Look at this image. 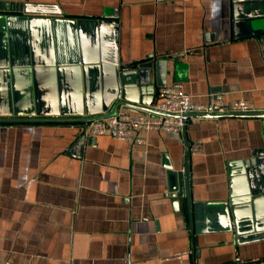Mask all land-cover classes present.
Returning a JSON list of instances; mask_svg holds the SVG:
<instances>
[{
	"label": "crops",
	"instance_id": "crops-1",
	"mask_svg": "<svg viewBox=\"0 0 264 264\" xmlns=\"http://www.w3.org/2000/svg\"><path fill=\"white\" fill-rule=\"evenodd\" d=\"M1 1L59 15L18 17L5 28L11 103H57V73L79 49L62 20L113 18L123 64L182 54L167 62V86L180 84L196 104L241 101L264 112V33L248 34L264 32V20L237 27L232 0ZM80 125L0 124V264H264V239L238 244L223 230L194 237L172 204L168 172L185 169L182 135L78 145ZM185 132L189 147L200 146L188 158L192 202L227 201L240 163L264 149L263 118L192 119ZM254 233L264 238V228Z\"/></svg>",
	"mask_w": 264,
	"mask_h": 264
},
{
	"label": "water",
	"instance_id": "water-1",
	"mask_svg": "<svg viewBox=\"0 0 264 264\" xmlns=\"http://www.w3.org/2000/svg\"><path fill=\"white\" fill-rule=\"evenodd\" d=\"M232 3V19L237 27L248 30L249 24L264 20V0H232ZM38 16H49L48 18L54 19L59 17L58 14L43 13L29 6L9 4L0 0V124H87L115 116L120 111L177 117L158 112L153 107L159 101V92L167 87V62L173 61L177 64L182 54L167 56L165 60L152 54L137 64H123L118 57L116 22L113 18L62 20V23L75 30L73 40L79 49L70 60L71 65L65 68L61 66L57 73L59 83L57 103L49 104V96L45 97L43 104H37L36 101L34 105L30 97L25 105H19L16 98L11 103L6 97L10 90L3 53L5 28L18 17ZM262 33L264 32L248 30L251 37ZM50 76L53 86L55 74L51 73ZM26 77L30 81L32 76L27 74ZM31 92L32 89L29 90V95ZM36 92L35 89V96ZM220 117L264 119V112L193 113L181 116L185 122L182 136L186 146V166L182 172H168V196L173 199L174 207L178 209L181 205L194 237L223 230L234 233L238 244L256 242L264 239L254 233L258 232L259 228H264V149L258 150L251 159L240 163L241 167L230 178V195L227 201L199 203L192 202L190 197L188 165L190 153L186 125L192 119ZM95 138L87 137L83 128L76 144L83 145L85 141L88 144L94 143Z\"/></svg>",
	"mask_w": 264,
	"mask_h": 264
},
{
	"label": "built area",
	"instance_id": "built-area-1",
	"mask_svg": "<svg viewBox=\"0 0 264 264\" xmlns=\"http://www.w3.org/2000/svg\"><path fill=\"white\" fill-rule=\"evenodd\" d=\"M163 0H156L157 3ZM154 110L175 115L160 116L155 114H140L131 117L118 112L115 116L81 124V130L85 128V135L90 137H107L116 141L142 146L143 139L139 137L142 132H158L182 135L185 122L181 116L186 114H225V113H249L255 112L253 108L241 101L224 105L220 102L208 104H196L182 91L180 84L167 86L159 92V101L153 107ZM200 152V146L192 145L189 153L192 155ZM184 254H175L173 258L180 259Z\"/></svg>",
	"mask_w": 264,
	"mask_h": 264
}]
</instances>
